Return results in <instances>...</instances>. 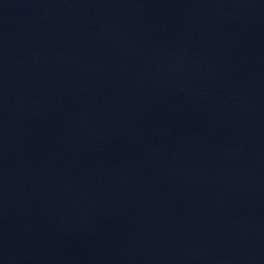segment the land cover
<instances>
[{"label": "water", "instance_id": "water-1", "mask_svg": "<svg viewBox=\"0 0 264 264\" xmlns=\"http://www.w3.org/2000/svg\"><path fill=\"white\" fill-rule=\"evenodd\" d=\"M0 264H264V0H0Z\"/></svg>", "mask_w": 264, "mask_h": 264}]
</instances>
